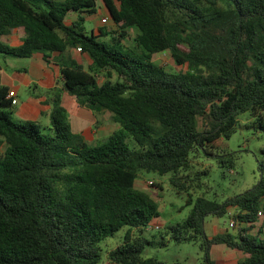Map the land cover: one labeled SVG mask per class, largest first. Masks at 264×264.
Wrapping results in <instances>:
<instances>
[{
	"label": "trees",
	"instance_id": "trees-1",
	"mask_svg": "<svg viewBox=\"0 0 264 264\" xmlns=\"http://www.w3.org/2000/svg\"><path fill=\"white\" fill-rule=\"evenodd\" d=\"M101 1L115 29L89 33L84 21L97 12L96 0H0V53H40L61 81L46 91L48 132L15 119L0 84V264H95L98 244L125 226L123 241L107 254L116 264H167L140 254L168 240L198 241L203 264H216L215 244L241 251L236 264H264V237L251 233L259 221L264 227V166L250 188L222 202L189 199L185 219L148 237L159 211L135 184L144 170L170 173L179 190L199 185L206 170L189 169L200 151L231 169L232 156L217 150L241 113L264 134V0ZM131 29L134 45L125 46ZM13 33L18 45L9 41ZM106 35L109 41L100 39ZM165 50L178 70L152 60ZM82 55L90 59L86 67ZM62 91L82 107L110 112L118 127L89 144L72 131ZM230 208L235 230L209 236L205 217Z\"/></svg>",
	"mask_w": 264,
	"mask_h": 264
},
{
	"label": "rangeland",
	"instance_id": "rangeland-1",
	"mask_svg": "<svg viewBox=\"0 0 264 264\" xmlns=\"http://www.w3.org/2000/svg\"><path fill=\"white\" fill-rule=\"evenodd\" d=\"M96 4L97 12L91 16L85 17L84 25L87 32L90 33L91 30L97 32V27H104L107 31L115 29L109 15L105 13L106 10L102 1L96 0ZM105 15H107L108 20L106 23H103L100 19ZM68 18L69 15H67L66 20ZM134 35L135 30H129L127 37L123 39L125 46L134 45ZM110 36L111 35H106L100 37V39L109 41ZM152 60L164 66L169 71H176L180 68L174 63L168 50L155 53L152 56ZM26 61V58L4 56L0 53V62H3V65L8 70L10 69L9 63L18 62L19 64H24ZM84 63L86 67L89 62L84 61ZM104 75L105 71L99 73L100 81L104 79ZM116 78V74L112 73L110 79L115 80ZM16 92L18 102L11 107L13 117L17 120L24 119L23 117L15 115V111L26 99L31 97L32 94L39 92L43 93L44 90L31 84L29 87L27 85L19 86ZM99 118H101V115H99ZM102 118L107 122V132L118 127V124L113 121L110 112H107V114L104 113ZM253 121L254 118L250 117L248 112L241 113L238 116V123L235 131L228 139H220L219 141L220 145L217 152L219 154L229 153L232 156L234 163L231 169L222 166L218 161L217 155L205 156L200 151V155L197 154L192 158V167L189 169L191 173L198 170H206L205 174L200 179L199 185H191L187 187V190H179L176 186L171 184L170 173L159 175L155 172H147L144 170H140L137 173V178L135 179L136 186L146 191L157 203L159 216L154 223L163 224V226L159 225L160 228H152L151 231H146L144 233L146 237H148L151 232H156L158 229L162 230V227L166 224L176 223L185 219L192 206V204L187 203L189 199L193 201L196 196L202 194L209 199L222 202L228 196L241 193L257 182L263 173V169L259 167L264 166V134L255 129ZM35 122L39 124L43 132L49 131L48 128L50 127V123L48 115L41 116ZM105 138L106 134H103L101 138L95 141H88V143L91 145L99 144ZM147 181H152L153 184ZM157 184L161 185V189L157 187ZM233 213L234 210L232 211V208H230L225 215L220 217L207 215L205 217V222L208 223L209 221L216 220L220 228H225L230 231L235 230V228H231L228 225L229 220L233 218ZM259 228L261 232H258ZM126 230L127 227L125 226L114 235L106 237L98 244L100 258L95 264H116L108 259L107 254L108 251L115 248L123 241ZM206 232L211 235L209 228L206 229ZM251 233H258L261 237H264V227H261L260 221L255 224V228L252 229ZM132 234V236H134L136 232L133 230ZM140 256L143 258L153 257L167 264L175 262L183 264H203V251L198 241L177 242L168 240L165 246L147 245L143 248Z\"/></svg>",
	"mask_w": 264,
	"mask_h": 264
},
{
	"label": "crops",
	"instance_id": "crops-1",
	"mask_svg": "<svg viewBox=\"0 0 264 264\" xmlns=\"http://www.w3.org/2000/svg\"><path fill=\"white\" fill-rule=\"evenodd\" d=\"M105 13L108 14V11L106 10ZM73 16V14L69 16L66 22L69 23ZM103 17H107V15ZM94 33L97 32L94 31ZM9 41L12 45H18L20 43L19 35L13 33L10 35ZM82 57L84 61L90 62L88 56L82 55ZM26 59L27 61L24 62V64H19L18 62L9 63V70L5 68L3 62H0V84L6 86L9 91H16L21 85H27L29 87L31 84L44 90L43 93L39 92L32 94V96L26 99L15 111V115L19 117L36 121L41 116L48 115L50 104L47 102L48 95L46 91L51 88L60 89L61 81L58 68L54 65L47 64L40 53H35ZM61 103L66 109L72 131L82 134L87 142L95 141L101 138L103 134H106L107 137L113 131L107 132V122L102 118V115H104V113L107 114V111L94 112L88 108L82 107L72 96L64 91L61 92ZM99 115H101V118H99ZM4 148L5 143L0 138V152H2ZM147 182L149 183V181ZM233 210L234 209H232V211ZM155 220L156 218L151 220L152 223H154ZM154 224L163 226V224L159 223ZM206 227L211 231V235L226 230L225 228H220L216 220L209 221L208 223L204 221L205 231L207 229ZM210 256L216 264H236L238 260L243 258L244 254L224 244H215L211 247Z\"/></svg>",
	"mask_w": 264,
	"mask_h": 264
},
{
	"label": "built area",
	"instance_id": "built-area-1",
	"mask_svg": "<svg viewBox=\"0 0 264 264\" xmlns=\"http://www.w3.org/2000/svg\"><path fill=\"white\" fill-rule=\"evenodd\" d=\"M100 20H101V22L106 23L107 20H108V17H102ZM77 49L80 50V48H77ZM7 98L9 99L11 105H15L18 102L17 94H16L15 90L8 91ZM149 183H151V181H149ZM258 214L261 215L262 212L259 211ZM228 225L231 228H235L236 227V221L233 218H231L229 220ZM147 227H148V229L151 230L152 228H155V229L159 228V225L158 224H154V223H152V221H150Z\"/></svg>",
	"mask_w": 264,
	"mask_h": 264
}]
</instances>
